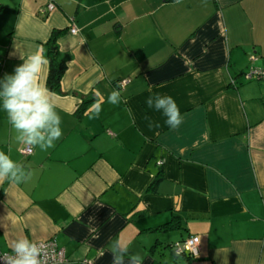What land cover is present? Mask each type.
I'll list each match as a JSON object with an SVG mask.
<instances>
[{
  "label": "crops",
  "instance_id": "obj_1",
  "mask_svg": "<svg viewBox=\"0 0 264 264\" xmlns=\"http://www.w3.org/2000/svg\"><path fill=\"white\" fill-rule=\"evenodd\" d=\"M55 29L62 137L25 155L0 110V151L32 173L0 183V250L53 239L62 264H111L119 237L143 264H264V82L242 76L264 68V0H0V79L19 51L47 58ZM156 93L175 99L178 129L147 108ZM82 97L103 100L98 118ZM191 235L198 255H176Z\"/></svg>",
  "mask_w": 264,
  "mask_h": 264
},
{
  "label": "clouds",
  "instance_id": "obj_2",
  "mask_svg": "<svg viewBox=\"0 0 264 264\" xmlns=\"http://www.w3.org/2000/svg\"><path fill=\"white\" fill-rule=\"evenodd\" d=\"M176 2L180 3L181 0ZM19 53L23 62L15 67L13 74H6L0 79V110L5 112L18 143L27 145L30 149L38 147L41 151H47L55 147V142L63 135L62 117L57 111L54 93L43 80L50 62L41 49L27 55ZM122 100L118 89H113L107 97V102L112 105H119ZM102 103L103 100L98 98L91 105V118L99 117ZM145 104L148 109L161 112L165 117L164 124L170 129H178L183 123V116L173 97L156 93L148 96ZM148 126L158 128L160 125L149 121ZM31 175V171L22 163L14 161L5 151H0V183L8 181L19 185L29 180ZM93 239H99V235ZM90 247L89 243H82L80 254L86 256ZM10 248L12 254L0 256L3 264H47V245L42 240L19 236L11 241ZM109 253L112 257L111 264H143L145 259L139 253L130 252L128 244L119 237L111 241Z\"/></svg>",
  "mask_w": 264,
  "mask_h": 264
},
{
  "label": "built area",
  "instance_id": "obj_3",
  "mask_svg": "<svg viewBox=\"0 0 264 264\" xmlns=\"http://www.w3.org/2000/svg\"><path fill=\"white\" fill-rule=\"evenodd\" d=\"M48 11H52L55 8V4L52 1H49L46 6ZM71 33H76L77 28L74 25L70 27ZM244 80L246 81H262L264 82V68H257L250 66L247 71H244L242 74ZM33 149H30L29 146L23 148L22 152L25 155L31 154ZM46 245V256H47V264H62L67 261V257L65 255L64 249L60 248L55 240L47 239L43 240ZM174 253H179L181 255L183 253L188 254L190 256H197L199 252V240L197 236L191 235L183 240L176 241L171 245ZM12 254L11 251H1L0 256ZM177 255V254H176ZM0 264H3L2 260H0Z\"/></svg>",
  "mask_w": 264,
  "mask_h": 264
},
{
  "label": "trees",
  "instance_id": "obj_4",
  "mask_svg": "<svg viewBox=\"0 0 264 264\" xmlns=\"http://www.w3.org/2000/svg\"><path fill=\"white\" fill-rule=\"evenodd\" d=\"M62 30L55 29L51 31V34L49 36V39L46 42L47 45V52L46 56L49 60V66H48V72L46 76V86L54 92H61V78L65 72L66 64L65 59L61 54V51L59 50V46L57 45V40L61 34ZM83 104L80 106L78 113L83 114L85 110L87 109V104H90L91 102H94L96 98H84ZM159 176V175H157ZM159 181V178L156 177L151 185L149 186V189L153 188L155 184ZM186 255L187 258L192 259L193 256H190L188 254H181Z\"/></svg>",
  "mask_w": 264,
  "mask_h": 264
}]
</instances>
